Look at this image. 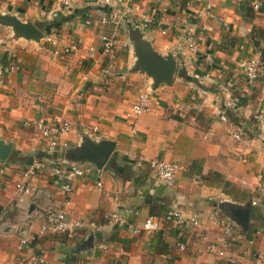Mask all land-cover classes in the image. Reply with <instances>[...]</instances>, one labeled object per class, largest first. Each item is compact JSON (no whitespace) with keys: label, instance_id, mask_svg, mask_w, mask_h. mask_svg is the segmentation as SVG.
<instances>
[{"label":"crops","instance_id":"0c3cea01","mask_svg":"<svg viewBox=\"0 0 264 264\" xmlns=\"http://www.w3.org/2000/svg\"><path fill=\"white\" fill-rule=\"evenodd\" d=\"M129 7L135 10L116 24L97 22L99 15L121 14ZM197 10L203 6L196 0H115L111 7L99 6L98 0H72L68 7L56 0H0V16L28 22L42 33L33 42L0 26V66L16 67L0 78V142L10 146L0 162V211H5L6 224L0 228V264H264V199L254 193L257 177L264 176V116L257 115L264 79L247 85L238 70L242 60L256 54L264 61V0H209L206 14L196 16ZM141 15L151 19L143 29L130 22L131 16ZM163 28L165 35L159 31ZM134 29L157 55H171L175 72L168 86L151 90L150 85V110L132 120L137 88L149 79L132 71L128 30ZM102 34L114 40L106 79L100 73L108 62L101 53ZM185 34L192 36L196 53L186 50ZM65 39L75 42L76 53L60 52ZM226 99L233 107L220 121L215 112ZM36 117L69 123L61 138L66 150L84 138L110 141V157L100 170L80 163L88 173L70 182L68 193L46 173L25 177L33 161L68 163L65 150L49 149L22 125ZM236 133L239 140L232 138ZM150 160L177 165L171 187L158 183ZM23 181L46 197L15 206L14 185ZM247 204L246 226L230 221L224 257L205 251L218 229L204 216L196 228L162 222L151 234L139 230L130 235L125 225L139 228L146 217L160 219L171 210L217 212L229 220V209ZM46 209L101 224L106 215L117 214L125 224H110L95 234L41 236ZM21 230L32 236L25 248L18 245ZM88 237L90 246L85 245ZM175 243L186 249L179 251Z\"/></svg>","mask_w":264,"mask_h":264},{"label":"built area","instance_id":"2783aa9c","mask_svg":"<svg viewBox=\"0 0 264 264\" xmlns=\"http://www.w3.org/2000/svg\"><path fill=\"white\" fill-rule=\"evenodd\" d=\"M56 1L61 7H68L72 3V0ZM98 2L99 6L101 7H111L115 4V0H98ZM196 2L203 6L202 11H195L196 16H201L203 13L206 14V11L209 8V0H196ZM257 7V4L252 5L253 10H256ZM132 10H135V8H126L123 10V12H121V14L111 11L109 14L99 15L97 22H99L100 25L116 24L122 17L124 18L125 15L129 14ZM51 17H55V14H52ZM130 22L132 25L143 29L151 23V19L146 15H141L139 18L131 16ZM87 23L88 22L86 21L85 24ZM159 31L161 35H165L168 32L167 28L160 29ZM183 37L186 50L190 53H196V46L192 36L185 34ZM99 41L101 44V53L108 57L107 64L100 70L102 77L106 79L111 75L110 69L112 68L113 64L111 62L113 61L112 48L114 40L111 35L102 34L99 37ZM50 45H55V43H51ZM58 47L61 49L60 52L65 55L74 54L77 51V46L72 39H65L64 41H61ZM205 60L207 61L206 64L211 63L209 57L205 56ZM15 68L16 67L13 64H10L6 67L0 66V78L5 71H12ZM238 70L247 85H252L259 79H264V61L260 59V55L258 54L242 60L238 64ZM207 76L208 75L205 73L201 80L206 79ZM195 78L196 80H200V78L196 76ZM104 82H106V80H104ZM150 85V79H146L145 82L137 88L135 101L131 105L129 111V116L132 118V120H135L137 117L150 110ZM232 107L233 102L230 99L224 100L221 110L215 112L218 119L220 121H225V112ZM257 115L264 116V97L260 102ZM22 125L35 132L49 149L55 150L59 148L60 151L67 149L66 143L61 139L70 130V125L67 121L46 120L41 117H36L32 120L23 122ZM232 138L234 140H239V133L233 134ZM93 141L96 142L95 140ZM148 167L153 172L155 179L162 186L171 187L173 185L175 174L178 171L176 164L158 160H150L148 161ZM44 173H46L58 183L59 188L63 193H68L70 191V182L75 179L85 177L88 172L82 165L78 163H64L62 159L53 158L33 161L26 169L25 177H39ZM2 176L3 167L0 165V186L2 183ZM95 185L100 187V183L98 181L95 183ZM254 193L259 195L260 198L264 199V176L257 177ZM42 195L46 197V194H42L38 188L26 183V181L18 182L14 185V203L17 207L23 205L27 198L38 199ZM256 201L257 200L255 198L252 199L250 201V205L255 206ZM4 215L5 211L1 210L0 228L6 227V224L4 223ZM45 215V222L40 226L38 231V234L41 236H56L60 234L73 236L81 232L95 234L102 231L107 225L117 223L125 224L122 218L117 214L106 215L104 217L103 224L97 223L93 220L82 221L68 219L63 212L52 211L49 209H46ZM203 216L218 229V235L216 239L206 245L205 251L213 252L217 257H224L225 252L230 247L232 224L227 218L220 217L217 212H212L209 214L194 212L190 215H184L178 211L171 210L166 212L165 215L160 219L154 216L146 217L139 228L134 226L132 227L129 224L125 225L130 235L138 233L139 230H142L146 234H151L160 228L162 222L171 228H196ZM18 237V245L20 248L27 247L29 242L32 240V236L28 230L19 231ZM175 248L179 251H183L186 249V246L183 243H175Z\"/></svg>","mask_w":264,"mask_h":264},{"label":"water","instance_id":"95a60500","mask_svg":"<svg viewBox=\"0 0 264 264\" xmlns=\"http://www.w3.org/2000/svg\"><path fill=\"white\" fill-rule=\"evenodd\" d=\"M105 9V8H103ZM0 26L8 27L18 38L38 42L42 33L28 22H20L13 16H0ZM128 41L131 44L134 62L133 72L144 73L151 81V90L160 85H169L175 72V61L171 55L159 56L144 42L138 30H128ZM114 144L110 141H92L84 138L79 146L72 151L65 150L63 159L68 163H87L100 170L110 157ZM10 146L0 142V162H3L9 153ZM249 205L245 208L229 209L230 221L237 222L245 227L247 224ZM91 237L85 242L90 246Z\"/></svg>","mask_w":264,"mask_h":264}]
</instances>
